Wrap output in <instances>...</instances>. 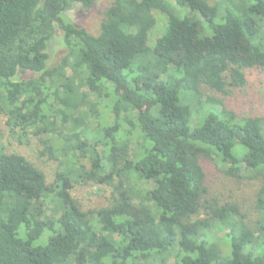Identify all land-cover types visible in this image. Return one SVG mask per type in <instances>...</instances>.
I'll list each match as a JSON object with an SVG mask.
<instances>
[{"label": "trees", "instance_id": "16d2710c", "mask_svg": "<svg viewBox=\"0 0 264 264\" xmlns=\"http://www.w3.org/2000/svg\"><path fill=\"white\" fill-rule=\"evenodd\" d=\"M99 1L0 0V113L12 132L39 136L54 124L47 113L63 107L80 154L49 185L0 149V264H168L172 252L175 264H264V120L226 103L246 85L244 71L264 70V0H115L98 35L62 17ZM156 11L167 22L150 46ZM56 25L68 51L50 69ZM28 73L38 77L15 80ZM77 80L111 100L99 140L85 130ZM133 129L142 143L132 153ZM206 163L236 182L241 173L260 181L248 211L210 196ZM98 173L110 206L83 212L71 192ZM216 231L226 232L228 257Z\"/></svg>", "mask_w": 264, "mask_h": 264}, {"label": "rangeland", "instance_id": "374dc122", "mask_svg": "<svg viewBox=\"0 0 264 264\" xmlns=\"http://www.w3.org/2000/svg\"><path fill=\"white\" fill-rule=\"evenodd\" d=\"M113 1L115 0H100L89 10H85L81 5L77 4L70 11L65 12L62 17L77 27L84 28L90 34L98 35L104 19V13ZM170 1L173 2V0ZM208 2L211 5L221 4L220 0H209ZM154 15L157 20V26L149 36L150 46H153L155 41L161 37L167 22V17L164 14L156 11ZM67 51L68 49L64 44L63 32L56 25L54 37L49 44L48 53L50 60L48 67L52 69L61 65L67 57ZM67 74L70 75L69 70ZM244 74L246 85L241 89L231 91L230 96L226 98L228 109L241 117L260 118L264 120V70H246ZM37 77L38 75L30 73L19 74L15 80L23 81ZM75 85L77 91L85 101L82 110L84 113L90 115L85 120L87 122L85 130L90 132L87 135L90 138L94 137L99 140L100 134L98 131L102 126H107V122L110 124L113 121L110 116L106 120L108 116L105 106L111 103V100L106 96V92H103L101 95L97 92H92L78 80ZM60 108L63 107L57 106L51 112L47 113L52 116L50 122L54 124L52 127H49L50 130L47 135L43 134L39 136L35 135L36 131H29L27 134L20 131L12 132L7 125L8 118L0 113V149L7 155L16 154L24 157L32 166L44 174L49 185L54 184L57 173L64 172L67 167L71 170L72 163L75 164L74 161L80 156V154L72 150L71 140L76 133L75 125L69 117H64L58 113V109ZM93 109H96L97 114L93 112ZM133 130L132 134L134 136L129 139L131 140L132 153L138 147V144L142 143V138L137 137V129ZM90 138H88L86 143L91 145L93 141L89 140ZM82 141L84 142L85 140L82 139ZM49 148H51V151ZM98 150L101 151V148H98ZM79 164L83 165L86 168L85 170H90V166L86 161L81 160ZM205 166L208 175L210 196L214 198L223 196L220 197L223 200H235L243 207V212L248 211V202L250 199H253L257 189L261 186L260 181L249 180L247 174L241 173L245 180L236 182L235 176L229 174L228 167L215 163H206ZM73 169H75L74 166ZM226 174L233 178H228ZM101 179L102 177L98 173L90 181L84 182L80 180L74 186L71 192L72 197L76 200L83 212L110 206L113 190L106 183H102L100 181ZM132 185L135 190L144 189L147 191L152 188L153 183L137 182L135 184L132 183ZM225 235L226 232L216 231L214 240L220 244L223 255L228 257L231 254V245ZM114 239H118V237H114ZM260 244L261 242L258 241L257 245L259 246ZM263 249L264 246L260 248V251ZM174 256L175 253L172 252L171 256L167 259L168 264H175Z\"/></svg>", "mask_w": 264, "mask_h": 264}]
</instances>
